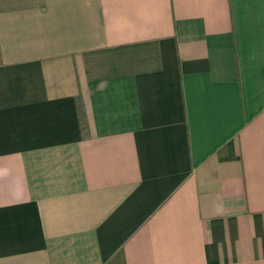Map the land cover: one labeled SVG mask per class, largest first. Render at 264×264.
Listing matches in <instances>:
<instances>
[{"label": "crops", "instance_id": "1", "mask_svg": "<svg viewBox=\"0 0 264 264\" xmlns=\"http://www.w3.org/2000/svg\"><path fill=\"white\" fill-rule=\"evenodd\" d=\"M0 264H264V0H0Z\"/></svg>", "mask_w": 264, "mask_h": 264}]
</instances>
